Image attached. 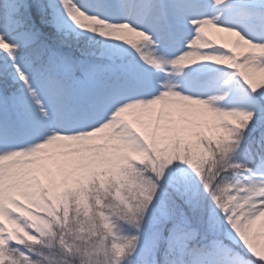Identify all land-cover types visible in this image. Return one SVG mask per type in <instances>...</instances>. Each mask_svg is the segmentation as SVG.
Listing matches in <instances>:
<instances>
[{"label":"snow or ice","instance_id":"6c2138e0","mask_svg":"<svg viewBox=\"0 0 264 264\" xmlns=\"http://www.w3.org/2000/svg\"><path fill=\"white\" fill-rule=\"evenodd\" d=\"M0 264H264V0H0Z\"/></svg>","mask_w":264,"mask_h":264}]
</instances>
